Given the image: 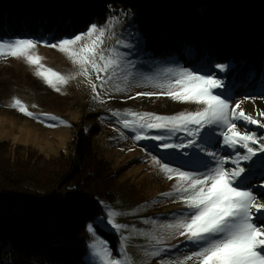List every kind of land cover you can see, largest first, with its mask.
Listing matches in <instances>:
<instances>
[{"label":"trees","instance_id":"obj_1","mask_svg":"<svg viewBox=\"0 0 264 264\" xmlns=\"http://www.w3.org/2000/svg\"><path fill=\"white\" fill-rule=\"evenodd\" d=\"M111 15L133 17L150 57H184L202 73L205 61L229 64L232 98L264 95V0H0V38L53 42ZM99 129L79 126L72 151L52 158L0 142V264L86 263L89 224L117 248L97 220L115 190Z\"/></svg>","mask_w":264,"mask_h":264},{"label":"snow or ice","instance_id":"obj_2","mask_svg":"<svg viewBox=\"0 0 264 264\" xmlns=\"http://www.w3.org/2000/svg\"><path fill=\"white\" fill-rule=\"evenodd\" d=\"M107 30L93 23L85 32L61 38L56 43L32 38L3 41L0 42V56L24 58L30 66H35V74L58 92V85L67 84L75 75H83L92 83L90 69L96 73L100 87H104L118 72L123 74L125 81L137 78L139 73L134 71L136 64L126 59L128 54L112 48L108 50L109 55H105L101 46ZM117 43L128 49L134 48L133 44L122 40ZM38 44L66 53L72 63L79 67V72L64 75L42 64V57L34 52ZM204 64L209 71L203 74L200 67L193 71L176 66L166 67L155 76H144V81L163 91L136 94L165 95L176 101L202 105V108L173 115L130 110L124 113L115 111L112 115L118 118L123 128L134 133L135 141H155L157 143L151 147L165 153L164 156L153 155L152 161L159 165L167 179L175 177L176 183L171 192L162 195H175L185 208L178 211V218L162 227L173 237H184L195 249L179 264H187L188 261L193 264H264V204L257 203V195L250 187L254 178L264 179V175L257 177L254 172L258 164L264 172V143L260 142L261 138L256 133L238 130L240 122L261 128H264V123L245 114L240 108V101L233 106L232 97L226 94L224 81L211 72L212 68L221 72L233 70L231 65H211L207 61ZM96 90L97 85L92 83L94 98L99 99ZM12 107L29 117L36 116L19 99L13 100ZM40 116L59 120L49 117L47 113H41ZM59 123L66 122L60 120ZM153 130L159 134H152ZM218 144L230 152L221 155L216 147ZM253 144L259 146L254 148L251 146ZM147 149L148 145H145ZM177 162L179 167L173 166ZM227 164L233 167L228 169ZM186 167L193 170H183ZM256 187L261 188L264 194V184ZM119 214L109 208L106 218L100 223L121 232L128 226L116 221ZM88 231L94 233L93 224L88 225ZM122 239L126 240L127 237ZM157 243L161 241L157 240ZM91 248L101 264H130L127 257L113 258L108 242L98 236ZM162 251L166 252L167 249ZM153 254L159 255L160 252Z\"/></svg>","mask_w":264,"mask_h":264},{"label":"rangeland","instance_id":"obj_3","mask_svg":"<svg viewBox=\"0 0 264 264\" xmlns=\"http://www.w3.org/2000/svg\"><path fill=\"white\" fill-rule=\"evenodd\" d=\"M113 17L117 19L113 20ZM98 26L108 29L101 46L105 50V55H109L108 50L112 48L128 54L126 59L135 62L134 71L138 72L139 76L125 81L123 74L118 72L104 87H100L96 73L90 69L91 82L97 85L96 91L100 96L96 99L92 91V83L83 75H75L74 78L69 79L67 84L58 85L60 87L58 92L38 77L35 74V66H30L24 58L0 56V142L8 141L13 146L20 145L22 148L29 146L44 157L52 158L72 151V140L79 126L88 129L92 125H98L99 133L94 136V139L99 156L107 161L108 167L114 174L115 190H113L112 201H102L104 213L97 220L98 222L104 220L111 208L120 213L116 221L128 227L122 229L121 232H116L110 226L101 224L102 227L114 231L117 248H112L107 238L94 231L95 234H92L89 252L86 255V263L83 264H101L99 257L93 254L91 248L96 236L108 242L113 258L127 257L130 264H179L195 249L185 241L184 237L178 235L173 237L168 230L162 227L172 222L174 218H178V211L185 208L183 202L175 195L170 197L162 195L171 192L176 183L175 177L171 180L167 179L159 165L152 161L153 155L164 156L165 153L157 152L151 147L157 143L155 141H135L134 133L130 129L123 128L118 118L112 113L115 111L124 113L130 110L138 113L173 115L202 108V105L176 101L165 95H136L143 92L163 91L144 81L142 79L144 76H155L166 67L192 68L185 65L184 57L173 56L158 59L150 57L144 47V38L138 31L132 16L111 15L105 23ZM17 38L28 37H3L0 38V42ZM121 40L133 44L134 48L128 49L118 44L117 41ZM57 41L49 42L56 43ZM137 41L142 42L137 43ZM34 52L42 57V64L55 71L64 75L79 72V67L72 63L66 53L58 49L38 44ZM214 73L217 78L224 81L226 94L230 96L233 89L229 87L225 72L214 69ZM117 88L124 90L117 91ZM14 99H19L27 106L28 111L36 116L29 117L21 113L18 108L12 107ZM237 101L241 102L240 108L245 114L264 123V115H261L264 113V95L232 98L233 106ZM41 113H47L49 117H57L59 120L40 116ZM122 118L124 117L120 119ZM60 120L66 123L61 124ZM238 130L254 132L258 138H261L260 142L264 143V128L240 122ZM152 134L159 133L153 130ZM177 135L183 136L182 133H177ZM145 145H148L147 150H145ZM251 146L255 148L259 145ZM216 147L221 155L230 152L229 149H224L219 144ZM173 166L179 167V162ZM226 167L231 169L233 165L227 164ZM183 170L193 169L186 167ZM254 172L257 177L264 175L259 164ZM261 184H264V179L254 178L250 187L257 195V203L264 204L262 189L256 187ZM122 237H127V239L124 240ZM157 240L161 243H157ZM173 245L175 247H172ZM162 249H167V251H162ZM157 251L160 254L154 255L153 253ZM187 264H193V262L188 261Z\"/></svg>","mask_w":264,"mask_h":264}]
</instances>
